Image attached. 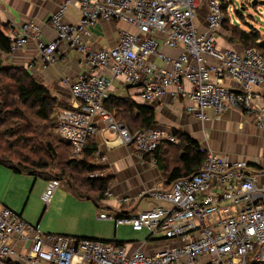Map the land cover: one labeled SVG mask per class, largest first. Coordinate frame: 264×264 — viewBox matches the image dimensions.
<instances>
[{
    "label": "built area",
    "instance_id": "2783aa9c",
    "mask_svg": "<svg viewBox=\"0 0 264 264\" xmlns=\"http://www.w3.org/2000/svg\"><path fill=\"white\" fill-rule=\"evenodd\" d=\"M221 7L222 0H57L46 21L29 18L12 30L8 55L32 42L36 54L28 68L43 70L65 49L80 56L84 71L73 82L59 78L70 106L55 112L58 136L73 157L98 126L115 133L119 145L133 144L138 160L161 142L178 143L159 128L131 132L115 120L104 102L116 82L147 105L178 102L184 115L200 122L239 113L264 135V52L217 43ZM101 21L124 25L115 49L88 45L84 33ZM45 25L53 33L49 41ZM103 177L100 170L88 174ZM58 185L57 179L46 181L45 204ZM140 195L150 201L146 209L105 216L116 226L149 233L134 243L42 233L0 204V264H264V162L258 158L231 159L208 149L195 173Z\"/></svg>",
    "mask_w": 264,
    "mask_h": 264
},
{
    "label": "trees",
    "instance_id": "16d2710c",
    "mask_svg": "<svg viewBox=\"0 0 264 264\" xmlns=\"http://www.w3.org/2000/svg\"><path fill=\"white\" fill-rule=\"evenodd\" d=\"M225 6L227 7V4L222 0L223 11ZM3 29L4 25L0 21V53L8 55L10 39L4 34ZM231 32L237 33L242 46L240 49L256 47L264 52V41L258 42L257 32L243 31L237 25H232ZM127 100L109 96L104 106L112 113L114 119L117 117L124 121L131 132L137 129L156 128L153 107ZM119 105L125 106L121 108ZM53 107H57V99L46 87L36 82L26 69L0 63V150L4 155L0 157V164L14 173L38 176L46 181L50 179L61 181L64 178L75 195L90 199L98 205V201L104 198L108 178L87 177L89 172L98 170L92 163L96 150L95 143L90 142L80 157H70V146L57 135ZM118 111L119 114L123 112L125 115L119 117ZM126 117L138 119L139 125L135 126L134 123L132 126L129 125ZM14 118L16 120H13ZM175 133L178 138L177 144L161 142L155 151L145 155L146 157L152 155L155 159L159 170L165 173L166 184L195 173L205 154V150L200 148L196 140L187 134L178 131ZM166 147L177 149V155L172 163L167 162ZM26 151L38 157L30 159L25 155ZM12 158H15V161ZM55 158L54 170L57 172L52 174L50 168Z\"/></svg>",
    "mask_w": 264,
    "mask_h": 264
},
{
    "label": "rangeland",
    "instance_id": "374dc122",
    "mask_svg": "<svg viewBox=\"0 0 264 264\" xmlns=\"http://www.w3.org/2000/svg\"><path fill=\"white\" fill-rule=\"evenodd\" d=\"M225 3L227 4V7L225 6L224 8L225 19L220 28L214 33V37L219 45L226 44L225 46H229V48L232 49L242 47L238 40L237 33L231 32L232 25H237L241 30L246 32H257L259 40L264 41L263 5H252L250 0H225ZM200 14L201 17L205 16L204 11H200ZM0 55L3 54L0 53ZM123 91L127 93V95L119 96V98H126L128 100L134 98L132 93L126 88H124ZM167 104L168 103L163 104L161 107L149 105L153 107L156 128L164 130L165 132H171L172 130L167 126H177L178 130L176 131L187 134L189 137L196 140L202 150L206 151L209 149L223 155L231 154L230 150L225 151L227 142L228 144L234 142V145H237V147L239 146L238 144L240 142L236 141L235 136L233 137V134H237L238 132L232 127V123H228L229 128H225L224 125H226V123L220 120V118L213 122H210L211 119L206 122H200L184 115L180 111V109H182L181 105L179 106L180 108L176 106V108L172 109V107H168ZM124 106L125 105H119L121 108ZM57 108L58 107H53L54 113ZM117 115L121 117L125 115V113L121 112L119 114L118 111ZM133 119L134 120L130 117H126L129 125L132 126L133 123L135 126L139 125L138 119ZM13 120L16 119L14 118ZM115 120L124 123L120 118L116 117ZM233 122L236 124L239 123L237 120ZM245 126L247 127V124ZM245 126L244 124L241 125L240 129L242 130ZM248 128L247 131L249 132H245V134L250 136V132H253V130L250 126H248ZM239 134L242 135L241 132H239ZM253 136L257 137V141L261 144L264 141L261 139V137L264 138V135L257 129H255ZM247 141L251 142L245 145V150L250 149V146L253 147V139H247ZM65 143L69 145L67 142ZM260 143L257 146L259 148L261 146ZM105 149L106 148L102 150V154L103 152L105 153ZM165 150L167 162H173L177 155V149H175V147H166ZM59 152L60 149H58V153ZM25 153L30 159H36L38 157V155L30 154L27 151ZM1 156L4 157L0 150V157ZM253 156L256 155H251L249 159H252ZM258 158L259 161L260 159L263 160L261 156H258ZM94 159H98V157L93 155L92 160ZM13 160L15 161V158ZM55 160L56 158L52 160L53 164L50 168L52 174L57 172V170H54ZM260 164H263V162H260ZM49 176L52 177L51 175ZM45 185L46 181L38 176L34 177L33 175L17 174L0 165V202L6 206H8L7 203H10L9 205L11 206H8V208L19 214L20 218L27 224L31 226L36 225L38 230L42 233L60 234L70 237L77 236L76 238L127 241L130 243L142 242L148 238L149 233L146 230L133 231L128 225L116 226L112 220L105 219L106 215L113 216V213H110L102 207H95L89 200L78 199L72 190L66 186L67 184L64 178L61 180L60 186L55 189L48 206L44 208L46 204L41 200V195L45 189ZM98 202L99 204L101 203L100 201ZM140 208L143 209L142 207ZM159 236V233L154 235V237Z\"/></svg>",
    "mask_w": 264,
    "mask_h": 264
},
{
    "label": "crops",
    "instance_id": "0c3cea01",
    "mask_svg": "<svg viewBox=\"0 0 264 264\" xmlns=\"http://www.w3.org/2000/svg\"><path fill=\"white\" fill-rule=\"evenodd\" d=\"M56 2L57 0H0V21L4 25V34L10 36L12 30H14L16 26L29 18L46 21L49 13L55 9ZM202 10L203 9H200L199 11ZM75 11L76 10L74 9L69 11L68 17L73 21L76 20L75 18L77 17ZM122 27H124V25L120 23L101 21L88 32H85L84 37L88 45L94 49L104 48L112 50L115 49L117 43V29ZM42 34L47 41L53 38V33L48 25H45L42 28ZM221 45L225 46V44ZM35 54V45L30 42L20 51L10 55H0V63L6 66L22 67L26 69L36 82L46 87L51 95L57 99V107H69L68 88L60 82L59 78L62 75H66L69 76L71 82H73L75 77L84 71V65L81 64L80 56L72 50L65 49L63 52L60 51L59 59L54 65H49L45 70L41 69L39 66L34 67V69H29L28 63ZM124 88L132 93L127 87L116 82L110 93V97L127 95V93L123 91ZM132 100L139 104L142 103L135 98ZM167 105L168 107H172V109L176 108V106L180 108L178 102L168 103ZM180 111L182 112V109H180ZM209 114L212 115V111H209ZM220 120L225 121L226 125L232 123V127L238 132L237 134L234 133L233 137L235 136L236 141L240 142L238 144L240 147L234 145V142L231 144H228L227 142L225 151L230 150L231 154L226 156L231 159L249 160L251 155H256L253 157L258 158V156H261L263 158V160L260 159L259 163L264 162V141L261 144L257 141V137L253 136L255 127L252 120L245 119L242 115L236 112L221 113ZM236 120L239 121L240 124L233 122ZM213 121L215 120L211 119L210 122ZM243 124L244 126L247 124V127L245 126L241 130L240 128ZM226 125H224V127L229 128V125ZM248 126L252 127L253 132H250L252 136H247L245 134V132H249L247 131V129H249ZM167 127L172 130L171 132H167L176 136L175 131L178 130L177 126ZM98 128L99 133L88 139L86 147L89 146L90 142H94L95 148L101 150V152L106 148L105 153L103 152L101 155V157L105 156V159L99 157L98 159H94L92 163L98 167V170H102L105 177L108 178L109 189L107 185V189L103 193L104 198L103 200H100V204L98 202V205H95L90 199L80 198L77 195L75 196L80 200H89L97 208L102 207L106 209L110 213H113L114 217L131 215L136 209H141L140 207L146 209L150 205V201L145 197L146 195L140 194L150 187L157 185L167 186L168 184H166L165 173L159 170L156 161L153 164L152 160L155 159L152 155L145 156L142 160H138L135 156V147L133 144L126 146L119 145L117 140H114L115 133L106 130L102 131L100 126H98ZM239 132H241L242 135L239 134ZM247 139H253V147L250 146V149L245 150V145L251 142H248ZM261 139L264 140L263 137H261ZM105 141L109 142L107 147L104 145ZM259 143L261 144L260 148L257 147ZM93 155H95V152ZM60 184L61 181H59L57 187H59ZM66 186L69 188L68 185ZM48 203L44 208L48 206ZM0 204L5 207L11 206L9 205L10 203H7L8 206L2 202H0ZM133 245L135 246V244Z\"/></svg>",
    "mask_w": 264,
    "mask_h": 264
},
{
    "label": "water",
    "instance_id": "95a60500",
    "mask_svg": "<svg viewBox=\"0 0 264 264\" xmlns=\"http://www.w3.org/2000/svg\"><path fill=\"white\" fill-rule=\"evenodd\" d=\"M250 3L252 5H256L257 4V5H263L264 6V0H250Z\"/></svg>",
    "mask_w": 264,
    "mask_h": 264
},
{
    "label": "bare ground",
    "instance_id": "6f19581e",
    "mask_svg": "<svg viewBox=\"0 0 264 264\" xmlns=\"http://www.w3.org/2000/svg\"><path fill=\"white\" fill-rule=\"evenodd\" d=\"M110 96V95H109ZM108 96V97H109ZM108 99V98H107ZM56 132H57V126H56ZM58 134V133H57ZM104 145H105V142H104ZM106 146V145H105ZM95 151H100L99 149H96ZM102 153V152H101ZM71 156H72V154H71ZM60 235V234H59ZM76 238V237H75Z\"/></svg>",
    "mask_w": 264,
    "mask_h": 264
}]
</instances>
